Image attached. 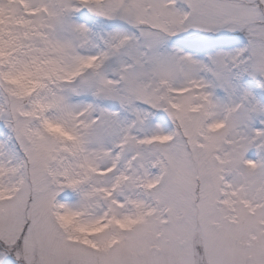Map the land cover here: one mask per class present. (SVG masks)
I'll list each match as a JSON object with an SVG mask.
<instances>
[{
	"label": "snow or ice",
	"instance_id": "1",
	"mask_svg": "<svg viewBox=\"0 0 264 264\" xmlns=\"http://www.w3.org/2000/svg\"><path fill=\"white\" fill-rule=\"evenodd\" d=\"M0 264H264V0H0Z\"/></svg>",
	"mask_w": 264,
	"mask_h": 264
}]
</instances>
